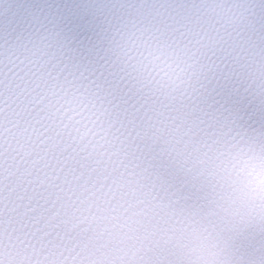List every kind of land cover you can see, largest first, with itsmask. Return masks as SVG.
Masks as SVG:
<instances>
[{
    "label": "snow or ice",
    "instance_id": "1",
    "mask_svg": "<svg viewBox=\"0 0 264 264\" xmlns=\"http://www.w3.org/2000/svg\"><path fill=\"white\" fill-rule=\"evenodd\" d=\"M0 264H264V0H0Z\"/></svg>",
    "mask_w": 264,
    "mask_h": 264
}]
</instances>
